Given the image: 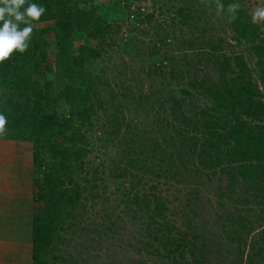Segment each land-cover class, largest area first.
Masks as SVG:
<instances>
[{
    "label": "trees",
    "instance_id": "obj_1",
    "mask_svg": "<svg viewBox=\"0 0 264 264\" xmlns=\"http://www.w3.org/2000/svg\"><path fill=\"white\" fill-rule=\"evenodd\" d=\"M94 1L26 0L25 8L35 3L45 12L33 22L27 50L14 51L0 63V112L7 118V132L0 140L27 142L33 151V264H78L60 256V247L65 234L77 233L89 205L99 199L97 172L88 169L93 153L88 133L95 119L101 120L106 137L116 140L122 153L130 156V167L143 175L132 174L136 190L126 197L129 212L143 222L142 249H154L155 255L171 264H209L207 246L193 221L188 218L183 231L168 220L167 193L148 181L147 189L137 187L144 176L154 179L167 173L176 179L181 171L195 167L211 177L218 174L230 183L242 182L255 205L264 206L263 26L253 21L245 0H153L173 12L176 33L188 39L189 49L198 52L217 75L196 76L183 87L190 66L198 63H190L193 59L183 53L186 67L167 71L170 60L157 57L160 48L148 54L149 75L183 87L181 98L170 93L157 102V111L170 110L178 125L166 121L172 131L162 140H153L126 121L116 95L108 100L95 87L100 79L98 66L116 42L108 22L111 6L103 8ZM232 5H238L235 13ZM138 16V23H143L155 14L139 11ZM208 16L216 18L217 28H209L213 18ZM225 33L231 36L230 44L225 45ZM138 101L135 108L139 110L144 99ZM150 107L156 112L153 104ZM133 154L138 158H131ZM233 210L224 211L228 224L223 229L236 241L237 245L232 244L237 257H244L250 248L248 264H264V218L251 214L248 204L246 212L235 206ZM113 215L106 212L101 217L103 223L111 222L112 227H107L111 232L117 225ZM256 225L263 245L250 247L246 239Z\"/></svg>",
    "mask_w": 264,
    "mask_h": 264
},
{
    "label": "rangeland",
    "instance_id": "obj_2",
    "mask_svg": "<svg viewBox=\"0 0 264 264\" xmlns=\"http://www.w3.org/2000/svg\"><path fill=\"white\" fill-rule=\"evenodd\" d=\"M91 3L89 1L88 4ZM94 3H99L103 8L111 6V10L108 11V22L113 26L112 36L116 42L98 66L96 74H99L100 79L95 87L108 100H111V94L116 95L122 101L126 121L133 126L137 125L143 135L153 140H162L166 137V132L172 131L166 128V121L178 125L177 121L174 123L170 110L157 111V102L162 96L171 93L181 98V88L189 84L192 78L197 76L198 79H202L205 75L217 78V75L211 65L206 66L198 52L189 49L190 44L186 41L188 39L181 33H176L177 29L171 23L173 12L169 11V8H161V4L157 1L154 4L153 0H95ZM245 3L252 15L258 9L264 8V0H245ZM139 11H144L145 14L154 13L155 17L151 21L138 23ZM203 17L207 19L206 16ZM213 17L208 16V19ZM256 20L264 29V18ZM215 26L217 28V21L213 18L209 28ZM222 36L226 39L225 45L231 43L229 33ZM157 48L161 49L158 50L157 57L170 60L169 63L164 61L167 71L171 68L183 70L186 67L188 62L183 60V53L187 55L188 60L193 59L190 63H198L197 67L194 65H191L190 69L187 67L191 79L189 77L184 80L183 87L177 84L169 86L159 77L152 73L148 74L147 65L152 63L148 59V54ZM188 88L191 90L189 86ZM193 97L196 98L197 95ZM138 98L144 99L142 103L144 106L139 110L135 108L139 102ZM128 104L135 105L127 109ZM152 104L156 112L150 110L149 106ZM94 124V128L88 133L93 148V153L89 156L91 166L88 169L93 174L94 171L97 172L99 199L89 205V211L82 219L77 233L65 234L60 256L75 260L78 264H171L160 255H155L154 249H142L146 242L143 222L134 218L136 215L131 214L126 207V197L136 190L132 189L136 181L132 174H137L139 178L143 175H138L140 173L130 167V156L122 153L123 147H120L116 140L106 137L101 120L95 119ZM131 158L138 157L133 154ZM157 172L161 173L159 170ZM180 174L176 179H170L167 173L154 179H151L150 175L144 176L143 184L137 189L140 191L147 189L148 185L145 183L148 181L149 184L157 185L167 193L165 195L169 197L168 220L183 231L188 226V218L193 221L198 234L202 237L200 239L207 246L209 264H248L249 251L252 250L247 248L244 257H237V248L233 245L237 243L231 241L227 236L229 233L226 234L223 229V226L228 224L223 220L225 217L223 214L226 210H233L234 206L237 211L246 212L248 204L252 210L251 214L264 218V214L260 213L264 212V206L255 205L250 193H247L249 187L240 181L230 183L226 181V177H220L218 174L211 177L206 175L207 173L197 171L195 167H190L186 172L181 171ZM235 202L238 203L237 206ZM106 212L114 213L112 220L117 223V228H114L116 231H108L107 227H112L111 222L103 223L101 217ZM252 220L254 221L253 216ZM250 232L246 243L251 244L250 247L252 244L263 245L261 241L259 242L262 231L258 225ZM18 262L22 261L18 259Z\"/></svg>",
    "mask_w": 264,
    "mask_h": 264
},
{
    "label": "crops",
    "instance_id": "obj_3",
    "mask_svg": "<svg viewBox=\"0 0 264 264\" xmlns=\"http://www.w3.org/2000/svg\"><path fill=\"white\" fill-rule=\"evenodd\" d=\"M35 205L32 145L0 140V264H33Z\"/></svg>",
    "mask_w": 264,
    "mask_h": 264
},
{
    "label": "clouds",
    "instance_id": "obj_4",
    "mask_svg": "<svg viewBox=\"0 0 264 264\" xmlns=\"http://www.w3.org/2000/svg\"><path fill=\"white\" fill-rule=\"evenodd\" d=\"M26 0H0V63L9 59L14 51L24 53L33 32L34 21H38L45 12L43 6L29 3ZM235 13L238 5L230 6ZM23 8V11L21 10ZM264 18V8L258 9L253 15V21ZM23 24L25 27L21 28ZM7 118L0 112V137L6 134Z\"/></svg>",
    "mask_w": 264,
    "mask_h": 264
}]
</instances>
